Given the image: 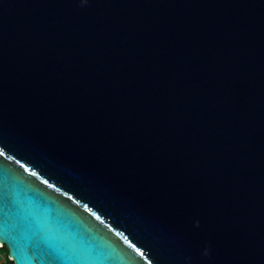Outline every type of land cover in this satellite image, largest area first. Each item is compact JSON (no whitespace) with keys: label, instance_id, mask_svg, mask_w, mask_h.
<instances>
[{"label":"water","instance_id":"1","mask_svg":"<svg viewBox=\"0 0 264 264\" xmlns=\"http://www.w3.org/2000/svg\"><path fill=\"white\" fill-rule=\"evenodd\" d=\"M0 144L13 264H264V0H0Z\"/></svg>","mask_w":264,"mask_h":264},{"label":"snow or ice","instance_id":"2","mask_svg":"<svg viewBox=\"0 0 264 264\" xmlns=\"http://www.w3.org/2000/svg\"><path fill=\"white\" fill-rule=\"evenodd\" d=\"M87 2V0H85ZM9 147V145H3L0 144V156H5L4 149ZM23 167V165H21ZM28 171V169H25ZM31 175L35 176V172H31ZM43 183L48 184V181L45 180ZM48 187H53V185L48 184ZM59 191V189H56ZM71 199V197H69ZM76 202V201H74ZM7 208L12 211H19L20 210V202L17 199V192L9 189L4 186V184H0V214L3 213L4 209ZM84 208L86 211H89L90 214L96 215L95 213H92L91 210L88 208V206L85 204ZM96 219H100L99 216H96ZM48 223V227L52 231L57 230V226L54 223ZM119 235V233H117ZM0 243L4 244H11V240L5 238L3 235H0ZM49 248L56 250L55 247H52L48 245ZM137 251H139L137 249ZM143 255V253H140ZM15 255V253H14ZM94 255L88 254L86 250H69L68 252H65L64 255L60 256L58 258L57 264H93Z\"/></svg>","mask_w":264,"mask_h":264},{"label":"built area","instance_id":"3","mask_svg":"<svg viewBox=\"0 0 264 264\" xmlns=\"http://www.w3.org/2000/svg\"><path fill=\"white\" fill-rule=\"evenodd\" d=\"M3 247H4L3 244H1L0 245V256H2V249H3ZM4 260H5V264H11V263H13L9 256H6L4 258Z\"/></svg>","mask_w":264,"mask_h":264},{"label":"rangeland","instance_id":"4","mask_svg":"<svg viewBox=\"0 0 264 264\" xmlns=\"http://www.w3.org/2000/svg\"><path fill=\"white\" fill-rule=\"evenodd\" d=\"M7 249L5 250H2V256H0V264H5V260L4 258L6 257V254H7Z\"/></svg>","mask_w":264,"mask_h":264},{"label":"trees","instance_id":"5","mask_svg":"<svg viewBox=\"0 0 264 264\" xmlns=\"http://www.w3.org/2000/svg\"><path fill=\"white\" fill-rule=\"evenodd\" d=\"M5 249H7V248H6V247H3L2 250H5ZM7 252H8V249H7ZM8 254H9V253H7L6 256H8ZM11 264H13V263H11Z\"/></svg>","mask_w":264,"mask_h":264},{"label":"bare ground","instance_id":"6","mask_svg":"<svg viewBox=\"0 0 264 264\" xmlns=\"http://www.w3.org/2000/svg\"><path fill=\"white\" fill-rule=\"evenodd\" d=\"M1 245V244H0Z\"/></svg>","mask_w":264,"mask_h":264}]
</instances>
